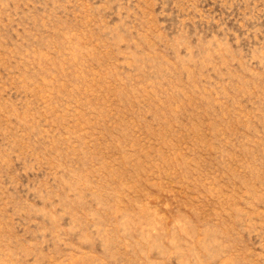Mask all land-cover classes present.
Instances as JSON below:
<instances>
[{
    "label": "rangeland",
    "instance_id": "374dc122",
    "mask_svg": "<svg viewBox=\"0 0 264 264\" xmlns=\"http://www.w3.org/2000/svg\"><path fill=\"white\" fill-rule=\"evenodd\" d=\"M0 264H264V0H0Z\"/></svg>",
    "mask_w": 264,
    "mask_h": 264
}]
</instances>
